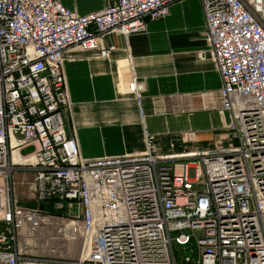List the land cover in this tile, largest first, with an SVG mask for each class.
I'll return each instance as SVG.
<instances>
[{"label":"built area","instance_id":"obj_1","mask_svg":"<svg viewBox=\"0 0 264 264\" xmlns=\"http://www.w3.org/2000/svg\"><path fill=\"white\" fill-rule=\"evenodd\" d=\"M175 1L78 15L58 0H0V264H264V0H199L222 139L188 148L192 132L144 131L141 153L84 160L65 131L66 54L105 57L99 38L142 32ZM124 93L139 105L135 77ZM41 238L80 241V255H36Z\"/></svg>","mask_w":264,"mask_h":264},{"label":"crops","instance_id":"obj_2","mask_svg":"<svg viewBox=\"0 0 264 264\" xmlns=\"http://www.w3.org/2000/svg\"><path fill=\"white\" fill-rule=\"evenodd\" d=\"M58 1L78 15L112 3ZM145 23L144 31L126 38H99L100 48H113L105 57L75 49L65 56L70 108L62 113L63 124L84 160L141 153L144 131L163 140L192 132L193 142L205 148L224 135L229 115L218 113L220 78L206 55L199 0H176L165 17ZM130 76L140 90L139 105L124 93Z\"/></svg>","mask_w":264,"mask_h":264},{"label":"rangeland","instance_id":"obj_3","mask_svg":"<svg viewBox=\"0 0 264 264\" xmlns=\"http://www.w3.org/2000/svg\"><path fill=\"white\" fill-rule=\"evenodd\" d=\"M188 133V132H186ZM217 134L222 133L220 131L215 132ZM224 133V132H223ZM185 134V133H183ZM183 134L179 136H183ZM192 139V138H190ZM188 137H185V140H190ZM188 148H199V149H204L202 144H197L192 142V141H187ZM23 153H29L31 152V148H27L22 151ZM22 176L19 174L15 175V181L17 183L16 185V193L23 194L25 193V187L20 184ZM30 178V176H28ZM49 205L43 204L42 209H49ZM39 246L37 245V249L35 251L36 255L46 257V258H64V259H76L80 255V241H74V242H58V241H53V240H48L45 238L40 239ZM174 253L176 257H180L182 253L179 252L177 247H174Z\"/></svg>","mask_w":264,"mask_h":264},{"label":"bare ground","instance_id":"obj_4","mask_svg":"<svg viewBox=\"0 0 264 264\" xmlns=\"http://www.w3.org/2000/svg\"><path fill=\"white\" fill-rule=\"evenodd\" d=\"M13 160H14V162L19 161V157L14 155V156H13Z\"/></svg>","mask_w":264,"mask_h":264},{"label":"trees","instance_id":"obj_5","mask_svg":"<svg viewBox=\"0 0 264 264\" xmlns=\"http://www.w3.org/2000/svg\"><path fill=\"white\" fill-rule=\"evenodd\" d=\"M47 205H49V204H47ZM43 206V204L41 205V207ZM50 206V205H49ZM44 210H46V209H44ZM47 210H51V207H49V209H47Z\"/></svg>","mask_w":264,"mask_h":264}]
</instances>
